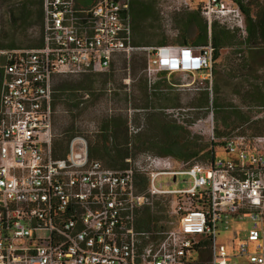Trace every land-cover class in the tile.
<instances>
[{
  "label": "built area",
  "instance_id": "2783aa9c",
  "mask_svg": "<svg viewBox=\"0 0 264 264\" xmlns=\"http://www.w3.org/2000/svg\"><path fill=\"white\" fill-rule=\"evenodd\" d=\"M130 2L42 0L43 45L0 48V264H264V133L225 135L227 156L214 147L204 163L147 155L112 169L89 158L82 135L54 156L56 74L105 71L144 50L150 86L161 71L213 78L211 41L133 45ZM201 13L209 25L246 27L234 0H204ZM189 127L217 140L213 118ZM160 174L189 186L164 189ZM167 196L159 219L155 199Z\"/></svg>",
  "mask_w": 264,
  "mask_h": 264
},
{
  "label": "rangeland",
  "instance_id": "374dc122",
  "mask_svg": "<svg viewBox=\"0 0 264 264\" xmlns=\"http://www.w3.org/2000/svg\"><path fill=\"white\" fill-rule=\"evenodd\" d=\"M94 1L92 0V3ZM151 1L157 15L156 18H149L140 27L133 29L135 40H142L143 45L151 46L160 45L158 42L162 40L180 44L177 41L184 37L183 24L191 15L195 16V11L201 8L204 2V0ZM243 3L250 9L251 15L259 14L261 4L259 0H243ZM19 8L26 9L29 14L27 19L16 20L13 17ZM37 9V0H0V44H14L13 48H35L34 44L41 40L42 35L41 24L36 18ZM244 23L246 27L242 30L239 27L232 28L233 23L223 24L218 21L219 26L223 25L234 36L220 49V56L213 64V78L203 80L201 83L200 75L192 77L179 74L171 78L169 81L174 86L168 87L162 84L159 91L165 93L169 97L168 100H154L157 106L155 109H143L141 105L135 104L138 102L134 101V98L138 97V91L134 84L138 80L141 70L138 71V75L134 76L132 65L134 60L138 64L143 63L144 55L139 52L127 55L128 64L125 67L122 60L125 54H121L116 62V71L112 76L114 80L110 79L106 86L95 91V99L86 92L78 90L73 94L83 101L80 110L75 109L71 112L67 110L62 101H58L53 107L54 141L59 140L65 147L72 133H81L86 137L92 135L99 130L107 115L117 114L128 118L132 140L137 143L143 141L146 143L141 145L142 150H135L137 152L132 158L142 159L147 155H160L162 141L153 139L155 134L159 133L156 128L157 122L153 118L154 114L157 116L156 113H159L160 119L164 123H176L186 128L188 131L187 141H193L198 147L205 148L196 157L190 159L191 162H206L207 159L204 158L203 153L210 152L214 147L217 156H227L223 140L218 135L217 129L222 131L223 135L233 132L264 133V109L255 108L263 103L252 98L253 91L257 89L264 95V44L260 40H247V21L245 20ZM190 27V35L196 36L197 27L195 25ZM191 39L193 38L191 37ZM90 73L94 72H87V74ZM80 77V74L59 75L55 78L54 85L57 86L62 79L71 80ZM109 77H97L98 82ZM209 88L213 93L209 90L208 105L206 107L193 106L192 103L200 99L201 92ZM126 91L128 94L125 93ZM178 101L180 103L178 106L170 105ZM221 113L230 114L226 123L220 116ZM206 118H213L214 135L217 140H212L208 134L199 136L198 128L189 127ZM200 123L207 126V122ZM64 129H68V131H64ZM135 135L140 136L135 137ZM177 179L178 183H175L171 175L160 174L155 179V183L157 186L162 183L164 189L189 186L187 182L182 181L183 176H178ZM155 201L158 217L164 219L166 215H169L173 197L156 198ZM230 226V230H234L235 225L231 223ZM243 233L244 231H240V234ZM223 239V236H219V241H223Z\"/></svg>",
  "mask_w": 264,
  "mask_h": 264
},
{
  "label": "trees",
  "instance_id": "16d2710c",
  "mask_svg": "<svg viewBox=\"0 0 264 264\" xmlns=\"http://www.w3.org/2000/svg\"><path fill=\"white\" fill-rule=\"evenodd\" d=\"M236 1L242 8L247 21V30L248 36L247 40L249 41H257L260 40L264 44V17H262V10L264 7V3L260 4V11L259 14L256 16L251 15L250 9L243 3V0H234ZM38 9L36 11V18L41 24V40L35 43V47H40L43 45V9H42V0H37ZM153 3L152 1L148 0H131L130 7L128 10V14L131 21L132 26V38L131 42L135 46H145L143 45L142 40H135L133 35V29L140 27L144 22H146L149 18L154 19L156 18V14L153 10ZM195 16H190L186 19L185 23L183 24V35L184 37L177 42L180 44H191V45H201L205 44L208 41L212 42L213 45V64L220 56V49L225 46L226 43L231 41V38L234 36L233 33L226 29L223 25L219 26L218 21L214 20L210 25V35H209V25L207 19L202 15L201 8L195 11ZM16 20H25L29 17L28 12L26 9L19 8L13 15ZM192 25H195L198 29L197 35L191 39L190 31ZM168 40H162L158 42V44H166ZM14 44L11 45H3L0 44V47H9L13 48ZM158 46V45H155ZM141 53L144 55V61L141 64H138L135 60L132 65V70L134 76L138 75V71L141 70V74L138 80L135 82L136 90L138 91V97L134 98L136 102L135 104H139L142 106L143 109H151L156 108V104L154 100L158 101H166L168 100V96L165 93H161L160 85L165 84L168 87L174 86L172 83L163 75V71L159 72V79L151 84L148 83V78L145 73L146 65H147V54L144 50H135L133 53ZM121 54H118L111 62L109 68L105 71H87V72H94L87 74V72L78 73L81 75L79 79H62L60 83L55 86V78L59 75L64 74H56L54 75L53 81V107L57 104L58 101H62L67 110L74 111L80 110L81 104L83 101L80 98L74 96V91L82 90L86 92L90 97H94V92L98 89L103 88L108 84L110 79L116 71V62L118 61V57ZM123 63L125 67L128 64V57L127 54L123 57ZM214 74V73H213ZM109 77L106 78L104 81L98 82L97 77ZM95 77V78H94ZM103 86V87H102ZM128 94V91L125 92ZM252 98L260 100L264 106V95L261 93L260 90H254L252 93ZM209 103V90L204 89L201 92V97L199 100L194 101L192 103L193 106L198 107H206ZM180 103L173 102L170 105L178 106ZM157 116L154 114V121L157 122L156 128L157 132L153 139L162 141L160 155H168L172 156L177 159L181 160H190L196 157L200 152L204 151V147H198L195 142L187 141V129L178 125L176 123H164L160 119L159 113H156ZM219 115V114H218ZM156 116V117H155ZM222 119L225 121L230 116L229 113H221ZM152 119V120H153ZM141 129V128H140ZM64 131H68V129H64ZM217 133L220 138H223L222 131L217 129ZM77 135L84 136L88 141V155L91 160H98L104 166L112 169H122L130 165L129 159L133 160L135 157L132 158L135 152L142 150L141 145L146 144L145 141L143 142H135L133 141V136L130 135L129 131V124L128 118L122 117L117 114H110L107 115L102 122L99 130L92 133V135L85 136L81 133H72L67 141L65 147H63L62 143L58 141H54L53 139V154L55 157H63L66 155L67 145L71 138ZM187 135V136H186ZM140 135H135L138 137ZM160 136V137H158ZM142 141V139L139 138ZM214 148L211 151L204 152V158L210 160L214 155ZM137 150V151H135ZM141 180L144 182V186L146 183V175L143 173L140 175ZM142 190V187L139 189ZM142 222L144 223V227L149 228L151 223L150 211L146 208L142 212Z\"/></svg>",
  "mask_w": 264,
  "mask_h": 264
},
{
  "label": "crops",
  "instance_id": "0c3cea01",
  "mask_svg": "<svg viewBox=\"0 0 264 264\" xmlns=\"http://www.w3.org/2000/svg\"><path fill=\"white\" fill-rule=\"evenodd\" d=\"M96 1V0H95ZM94 1V2H95ZM261 3H263L264 2V0H259ZM77 2H78V4L79 5H82V6H89V5H92L93 3H92V1L91 2H88L87 0H77ZM209 25V24H208ZM209 28H210V26H209ZM191 37L192 38H194L195 36H192V34H191ZM167 44V43H166ZM161 45H163V44H161ZM163 73V75L168 79V80H170L171 78H174L175 76H177V75H179L180 73L179 72H167V71H163L162 72ZM196 75H200V73H196L195 74V76Z\"/></svg>",
  "mask_w": 264,
  "mask_h": 264
},
{
  "label": "flooded vegetation",
  "instance_id": "af4514ba",
  "mask_svg": "<svg viewBox=\"0 0 264 264\" xmlns=\"http://www.w3.org/2000/svg\"><path fill=\"white\" fill-rule=\"evenodd\" d=\"M88 2H91L92 0H87ZM264 3V2H263ZM264 5V4H263ZM241 7V6H240ZM242 9V8H241ZM246 17V16H245ZM262 17H264V7H263V10H262Z\"/></svg>",
  "mask_w": 264,
  "mask_h": 264
}]
</instances>
